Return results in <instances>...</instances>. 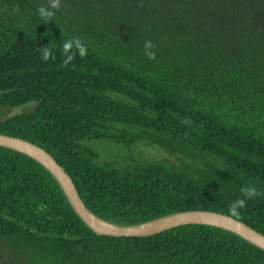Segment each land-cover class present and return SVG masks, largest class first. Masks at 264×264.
Here are the masks:
<instances>
[{
  "label": "trees",
  "instance_id": "trees-1",
  "mask_svg": "<svg viewBox=\"0 0 264 264\" xmlns=\"http://www.w3.org/2000/svg\"><path fill=\"white\" fill-rule=\"evenodd\" d=\"M73 37L87 55L64 53ZM0 134L46 151L111 224L203 210L264 235V0H0ZM139 145L158 157L127 156ZM243 187L259 194L233 217ZM0 264H264V250L204 224L97 235L46 169L0 146Z\"/></svg>",
  "mask_w": 264,
  "mask_h": 264
},
{
  "label": "water",
  "instance_id": "water-1",
  "mask_svg": "<svg viewBox=\"0 0 264 264\" xmlns=\"http://www.w3.org/2000/svg\"><path fill=\"white\" fill-rule=\"evenodd\" d=\"M0 146L25 154L46 169L59 185L74 213L97 235L139 237L152 235L183 224H204L233 232L264 250V235L245 223L214 211L185 210L133 225L118 226L111 224L96 217L84 206L69 176L42 148L29 141L5 134H0Z\"/></svg>",
  "mask_w": 264,
  "mask_h": 264
},
{
  "label": "clouds",
  "instance_id": "clouds-1",
  "mask_svg": "<svg viewBox=\"0 0 264 264\" xmlns=\"http://www.w3.org/2000/svg\"><path fill=\"white\" fill-rule=\"evenodd\" d=\"M50 7L51 8H59L60 7V0H50ZM37 12L41 16L42 19L50 20L53 16V12L48 10L45 6H40L37 9ZM75 48L78 50V54L83 57L87 55V47L84 45L81 40L77 37H73L71 40L65 41L62 45L64 53H68L70 49ZM144 48H145V54L148 56L149 59L155 58V53L151 51L153 48V44L150 40H145L144 42ZM42 53L43 60L47 61L50 56L52 55V50L50 47L43 46L40 49ZM77 53H72L71 55H68L67 59L64 61L65 64H68L71 60L74 59L75 55ZM182 123L189 124L191 123L190 120L184 119L182 120ZM241 193L244 194L245 199H237L234 201L230 207H229V214L233 217H238L240 215L238 208H243L246 204V199H250L252 197L257 196L259 193L256 191L254 187H243L241 188Z\"/></svg>",
  "mask_w": 264,
  "mask_h": 264
},
{
  "label": "rangeland",
  "instance_id": "rangeland-1",
  "mask_svg": "<svg viewBox=\"0 0 264 264\" xmlns=\"http://www.w3.org/2000/svg\"><path fill=\"white\" fill-rule=\"evenodd\" d=\"M5 112H7L8 114H10L11 113V111L10 110H6ZM103 145V144H102ZM106 145H109V146H111V149H112V147H113V145L112 144H108V143H106ZM101 146V145H100ZM103 148H106L105 150L107 151V152H110L111 153V155H116L115 153H113V151H111V149L110 148H108V146L106 147H103ZM127 150H128V152H127V156H130V157H132V158H134L135 160H149V159H153V158H157L158 157V153H157V151L156 150H154L153 148H151V147H146V146H138L136 149H134V150H131V147H127L126 148ZM111 155H108V156H110L111 157ZM129 157V158H130Z\"/></svg>",
  "mask_w": 264,
  "mask_h": 264
}]
</instances>
